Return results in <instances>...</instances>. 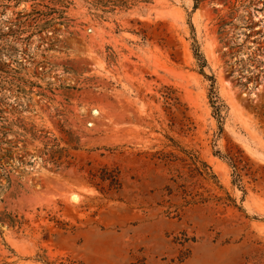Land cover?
<instances>
[{
	"label": "rangeland",
	"instance_id": "1",
	"mask_svg": "<svg viewBox=\"0 0 264 264\" xmlns=\"http://www.w3.org/2000/svg\"><path fill=\"white\" fill-rule=\"evenodd\" d=\"M0 264H264V0H0Z\"/></svg>",
	"mask_w": 264,
	"mask_h": 264
},
{
	"label": "trees",
	"instance_id": "2",
	"mask_svg": "<svg viewBox=\"0 0 264 264\" xmlns=\"http://www.w3.org/2000/svg\"><path fill=\"white\" fill-rule=\"evenodd\" d=\"M56 164H57L58 166H60V162H56Z\"/></svg>",
	"mask_w": 264,
	"mask_h": 264
}]
</instances>
